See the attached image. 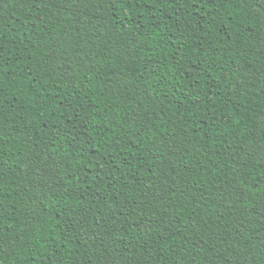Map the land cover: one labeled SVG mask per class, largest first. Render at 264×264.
<instances>
[{
	"label": "trees",
	"instance_id": "trees-1",
	"mask_svg": "<svg viewBox=\"0 0 264 264\" xmlns=\"http://www.w3.org/2000/svg\"><path fill=\"white\" fill-rule=\"evenodd\" d=\"M0 28L4 66L31 70L44 97L9 85L0 99V264H264L253 0H0ZM66 153L71 197L39 179ZM93 213L87 240L76 221Z\"/></svg>",
	"mask_w": 264,
	"mask_h": 264
},
{
	"label": "snow or ice",
	"instance_id": "snow-or-ice-1",
	"mask_svg": "<svg viewBox=\"0 0 264 264\" xmlns=\"http://www.w3.org/2000/svg\"><path fill=\"white\" fill-rule=\"evenodd\" d=\"M29 2L30 0H21V3L23 4H28ZM124 2L125 0H113V5L119 3L121 4V6H123ZM193 2H195V0H193ZM200 2L205 6L211 4L213 8H223L226 3L232 4L233 0H200ZM262 10H264V0H253V12H261L262 15H264V12H262ZM209 15L211 16V12H209ZM213 19H215V17H213ZM0 31H2V28H0ZM126 39L128 40V45L124 50V56L128 59H131L134 56H138L139 48L137 47V45L140 44V40L137 36V33L133 30H129ZM0 53H2V49H0ZM51 55L54 56V53H52ZM9 76L12 77L11 80L8 79ZM134 83L136 84V87H138V81L134 82L132 80H128L126 84L120 85V87H124L128 90H131L130 86H132ZM33 84L36 85L34 89L32 88ZM9 85L14 87L17 93H21V95L28 99L29 103L40 104L44 99V97L40 95V91L42 89L40 85V79L37 75H35L31 70H28L26 72L24 68H20L17 72L16 69L5 67L3 59H0V99L5 98L3 92L5 87ZM45 127H47V125H45ZM58 132L59 129H55V131L53 132V138ZM257 143L259 145L260 152L264 153V129H262V135L258 138ZM65 162H72L71 160H69L67 153L64 155L62 160L51 158L50 162L45 165V171L42 173L39 179L47 185L49 192H52L54 188H59L63 189V195L71 197V193L67 191L64 182L58 179V174L61 168H64L66 173L68 171ZM262 162L264 161H258V163ZM89 163H91V161H89ZM76 179L77 174L73 172L71 178L67 179V184L72 187H75L76 185L73 183V181H75ZM155 183L156 181L153 180V186H155ZM261 183H264V181H261ZM151 191L152 189L148 188L147 192L145 193L144 199L148 198V193H150ZM261 191L264 192V189H261ZM44 196L45 198H49L47 193H45ZM253 208L256 209L257 216L260 219L264 220V196L259 199L258 205H253ZM76 223L80 224L84 236L87 238V240H90L92 239V236L88 234V229L91 228L92 225H95L97 228H100L103 223V217L99 216L96 213H93L91 217L83 215L78 221H76ZM110 223L111 226L104 229L106 235H112L115 230L114 219ZM84 225H88V227H84ZM241 227H243V222H241ZM2 231L3 229L2 227H0V232ZM260 236V246L262 249H264V233H261ZM2 240L3 236L0 235V241ZM81 246L83 247L84 244H82ZM0 255H3V251H0ZM88 264H92V257L88 258ZM96 264H107L106 260L103 258V254L96 257Z\"/></svg>",
	"mask_w": 264,
	"mask_h": 264
}]
</instances>
